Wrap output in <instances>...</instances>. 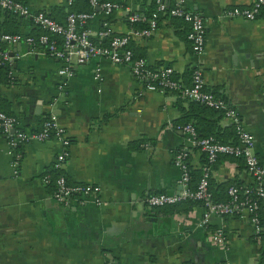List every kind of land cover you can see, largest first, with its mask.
Listing matches in <instances>:
<instances>
[{
  "label": "crops",
  "instance_id": "obj_1",
  "mask_svg": "<svg viewBox=\"0 0 264 264\" xmlns=\"http://www.w3.org/2000/svg\"><path fill=\"white\" fill-rule=\"evenodd\" d=\"M117 1L121 5L111 15L95 9L87 27L92 38L105 21L112 33H127L128 16L143 9L142 0ZM25 2L33 12L44 11L61 23L70 6L67 0ZM253 3L186 0L205 20L201 56L187 38L190 25L162 15L157 29L133 38L130 48L151 68L172 67L183 84L191 83L200 63L205 87L240 113L264 164V16L226 15ZM14 31L23 36L43 32L30 18L12 19L0 10V33ZM1 42L15 78L10 85L0 82L2 108L25 131L40 129L44 117L55 115L71 141L62 173L71 183L98 186L102 203L65 207L51 196L42 176L60 149L56 140H31L12 150L0 133V264H105L110 257L117 264H264V241L256 236L248 210L206 217V207L198 202L157 208L145 202L151 194L180 190L177 150L189 152L192 168L206 165L204 152L176 125L193 123L201 135L214 132L223 142H236L233 124L222 113L176 92L147 90L128 65L105 58L78 64L72 54L73 74L59 90L61 59L24 41ZM96 66L101 80L94 77ZM15 153L19 158L13 166ZM210 178L218 201L226 200L231 184L256 185L241 157L221 156ZM219 227L225 243L213 237Z\"/></svg>",
  "mask_w": 264,
  "mask_h": 264
},
{
  "label": "built area",
  "instance_id": "obj_2",
  "mask_svg": "<svg viewBox=\"0 0 264 264\" xmlns=\"http://www.w3.org/2000/svg\"><path fill=\"white\" fill-rule=\"evenodd\" d=\"M68 4L70 0H67ZM173 6L169 9V14L181 18L190 25L187 38L192 42L194 54L201 56L206 48V25L203 15L190 9L186 5V0H173ZM93 9L98 8L109 15L118 6L109 2L100 3L99 0H88ZM157 10L160 14L167 8V0H155ZM264 0H254L251 6L237 7L226 11L227 16L242 17L247 20L258 18ZM0 10L7 11L19 17L30 18L33 23L43 32L37 36L0 33V41L17 43L24 41L33 49L41 48L50 56L62 60V65L58 68V75L63 79L58 85L62 90L66 86V81L72 76L71 55L75 54L78 64L90 61L93 58H105L112 64L128 65L132 75L136 80L143 82L147 90L161 93L176 92L187 101H193L205 105L211 109L222 112L229 119L236 134L235 143H226L213 135L200 136L193 123L176 125L177 130H181L187 135L193 144L198 146L208 157L209 165L203 172L196 188H191V174L187 157L189 152L181 148L174 154V164L180 169V190L175 194L159 193L151 194L145 198L149 206H160L164 204H174L181 200L199 201L206 207V217L211 213L232 214L242 210H248L250 218L255 226L257 237L263 226L259 215V200H264V164L255 152V137L246 127L240 113L227 101L205 87V75L202 65L199 63L193 70L191 83L183 84L175 80L173 68L166 66L163 68H150L145 59L135 57L129 43L133 38L150 36L156 29V20H150L147 28L136 29L130 26L129 31L124 34H115L107 27L108 23H103L104 27L98 32L97 38L93 39L86 28L88 22L95 16V11L90 12H69L64 23L58 22L44 11L33 12L25 0H0ZM130 24L146 21V17L141 13L134 12L128 16ZM106 39L104 44L102 40ZM11 58L7 51H0V65L10 64ZM11 78H14L12 71ZM94 77L102 79L101 68L95 67ZM13 84V82H10ZM53 101H57L56 98ZM0 133L4 135L9 148L16 150L21 143L31 140L45 141L47 139L56 140L60 149L55 155L51 169L58 171L54 178V188L51 196L60 204L69 207L73 203L101 204L99 195L100 188L92 184L71 183L62 173V168L70 155L71 141L66 128L60 124L55 115L50 114L43 120L41 127L36 131H25L18 127L17 118L0 110ZM221 156H236L244 159L248 172L254 178L256 185L243 187L231 185L228 189L229 200L215 201L210 190L211 169L214 162ZM19 155L15 153L13 166L16 165ZM51 181L49 173L42 176V182L47 184ZM206 221V218H205ZM219 243L226 242L225 230L222 227L216 229L213 235ZM105 264H117L113 257L107 259ZM220 264H230L223 261Z\"/></svg>",
  "mask_w": 264,
  "mask_h": 264
},
{
  "label": "trees",
  "instance_id": "obj_3",
  "mask_svg": "<svg viewBox=\"0 0 264 264\" xmlns=\"http://www.w3.org/2000/svg\"><path fill=\"white\" fill-rule=\"evenodd\" d=\"M78 2V3H77ZM99 2L100 3H105V2H109V3H112V4H116L117 6H120L121 4L119 3V1H117V0H99ZM173 0H167V8H166V10L164 11V13H162V14H160V12L157 10V5H156V3H155V0H142V4H143V9H141V10H139L138 11V13H141L142 15H144L145 17H146V21H141V22H135V23H133V24H130V22H129V20H128V23H129V25L131 26V27H133V28H136V29H144V28H147V26H148V24H149V21L150 20H153V19H155L156 20V23H157V25H158V20L161 18V15H162V17H171V18H174V19H178V20H181V21H183L181 18H178V17H174V16H171L170 14H169V9L173 6ZM79 4V5H77V4ZM69 7H68V11L65 13V16H64V18L66 17V15L69 13V12H90V11H95V9H93L91 6H90V4H89V2H88V0H70V3H69ZM115 9V8H114ZM114 9L112 10V11H114ZM112 11H111V13H112ZM96 12V11H95ZM111 13H110V15H111ZM4 14H5V17L6 16H8V17H10V18H16V17H19V16H17V15H15V14H12V13H9V12H7V11H4ZM48 14V13H47ZM49 15V14H48ZM50 16V15H49ZM261 16H264V6L263 7H261V9H260V12H259V14H258V18L259 17H261ZM52 17V16H51ZM53 18V17H52ZM54 19V18H53ZM56 20V19H55ZM61 22V21H60ZM184 22V21H183ZM186 23V22H185ZM187 24V23H186ZM88 27V24L86 25V28ZM5 33V32H4ZM15 34V33H17V32H11V34ZM37 35H39V34H36L35 36H37ZM93 39H96V38H93ZM102 42L105 44L106 43V39L104 40H102ZM131 42V41H130ZM190 43H191V45H192V42L190 41ZM129 47H130V43H129ZM192 47H193V45H192ZM0 51H4V49H3V47H2V42L0 41ZM133 51V50H132ZM133 54H134V56L135 57H140V56H138V55H136L135 53H134V51H133ZM143 58V57H142ZM150 67V66H149ZM151 68V67H150ZM13 70V68H12V63H10V64H4V65H0V82H3V83H6V84H8V85H10V82H15V78H11V76H10V72ZM174 73V72H173ZM193 73V72H192ZM172 77L175 79V80H177V81H179L178 79H176L175 77H174V74L172 75ZM191 78H192V76H191ZM179 82H181V81H179ZM191 102H193V101H191ZM2 103V102H1ZM1 103H0V110H2L3 112H5L6 114H9V115H12L11 113H9L8 111H6V109H4V108H2V106H1ZM193 103H197V102H193ZM197 104H200V103H197ZM200 105H202V104H200ZM202 106H204V107H206V108H209V107H207V106H205V105H202ZM211 109V108H210ZM214 110V109H213ZM214 111H216V112H219V113H222V112H220V111H217V110H214ZM223 115V114H222ZM16 117V116H15ZM47 117H44V120L46 119ZM183 124H185V123H183ZM196 127V126H195ZM234 128V127H233ZM21 129V128H20ZM196 129H197V131H198V133H199V135L200 136H210V135H213V136H215L216 138H218L219 139V137L217 136V134L216 133H214V132H210V133H208V134H203V135H201L200 134V132H199V130H198V128L196 127ZM39 130V129H38ZM234 135L236 136V134H235V130H234ZM205 154V153H204ZM205 156H206V159H205V161H206V165H205V167L202 169V170H200V169H194V168H192L191 166H190V163H189V157H187V164H189V169H190V174H191V180H190V186H191V188H196L197 187V185H198V182H199V180L201 179V177H202V175H203V172L206 170V168L208 167V165H209V162H208V157H207V155L205 154ZM233 157H236V156H233ZM217 162V161H216ZM216 162H214L213 164H211V166L213 167L214 166V164L216 163ZM46 173H49L50 174V176H51V181L49 182V183H47V184H45L46 186H47V188L49 189V191L52 193V191H53V188H54V184H53V182H54V178L56 177V175L58 174V171H56V170H53V169H50L49 171H47ZM211 179V178H210ZM231 185H234V184H231ZM230 185V186H231ZM236 185H238V184H236ZM210 186H211V180H210ZM229 186V187H230ZM240 186V185H239ZM229 189V188H228ZM210 190H211V188H210ZM212 192V191H211ZM215 195V194H214ZM212 196H213V193H212ZM213 199H214V196H213ZM215 201H218V200H216V199H214ZM227 200H229V195H228V190H227V196H226V200L225 201H227ZM183 202H198V203H201V202H199V201H193V200H181V201H179V202H177V203H174V204H164V205H160V206H151V207H154V208H157V207H161V206H165V205H175V204H180V203H183ZM259 204H260V207H259V209H258V211H259V215H260V219H261V224H262V226H263V228H262V230L260 231V237H261V239L264 241V214H262V213H264V200H259ZM257 236V235H256ZM263 259H264V256H263ZM264 261V260H263Z\"/></svg>",
  "mask_w": 264,
  "mask_h": 264
},
{
  "label": "water",
  "instance_id": "obj_4",
  "mask_svg": "<svg viewBox=\"0 0 264 264\" xmlns=\"http://www.w3.org/2000/svg\"><path fill=\"white\" fill-rule=\"evenodd\" d=\"M96 9H98V8H96ZM13 55V54H12ZM37 110V112H38V109H36Z\"/></svg>",
  "mask_w": 264,
  "mask_h": 264
}]
</instances>
